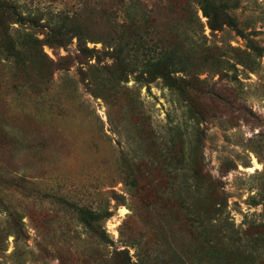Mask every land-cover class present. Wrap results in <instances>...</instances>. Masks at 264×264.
<instances>
[{"label": "rangeland", "instance_id": "rangeland-1", "mask_svg": "<svg viewBox=\"0 0 264 264\" xmlns=\"http://www.w3.org/2000/svg\"><path fill=\"white\" fill-rule=\"evenodd\" d=\"M13 1L41 23L66 13L99 32L122 3ZM133 1L152 9L155 30L168 37L171 25L186 32L189 3L205 25L193 0ZM231 14L244 37L226 27L210 33L206 25L188 37L203 41L210 55L236 62L229 72L234 76L202 70L198 78L205 85L183 96L159 82L140 86L132 77L112 87L111 60L81 58L75 39L64 49L38 46L31 64L25 52L21 60L0 61V264H114L113 251L124 249L120 230L151 254L163 226L167 240L191 255L196 242L177 198L195 180L203 196L189 199L213 240L226 223L241 232L263 220L262 204L254 202L264 195V0H242ZM16 27L13 37L22 32ZM249 41L263 50L260 57H253ZM245 54L254 58L253 69L238 64ZM204 88L216 95H204ZM187 104L198 120L188 119ZM184 160L196 176L185 175ZM222 194L225 216L209 224ZM73 206L108 208L113 215L102 227L112 243L87 234Z\"/></svg>", "mask_w": 264, "mask_h": 264}, {"label": "trees", "instance_id": "trees-1", "mask_svg": "<svg viewBox=\"0 0 264 264\" xmlns=\"http://www.w3.org/2000/svg\"><path fill=\"white\" fill-rule=\"evenodd\" d=\"M241 1L193 0V3L201 17L205 19V25L210 33L222 31L226 27L244 37L235 17L231 14L240 7ZM133 2L135 1L122 0L121 6L119 5V8L108 16L110 22L106 24V29L99 32L96 28L87 26L80 18L66 13H58L48 17L46 23H41L40 17L36 14L22 13L13 0H0L2 29L0 61L21 60L25 52L27 63L31 64L38 46L64 49L75 39L81 58L111 60V64L107 65V82L112 87L127 83L132 77L140 86L149 87L159 82L170 91L183 96L186 89L200 90L199 85H205V81L198 78L202 70L213 72L220 78L234 76L229 72L237 70L236 62L231 63L222 60V57L210 55V47L197 40L199 38L189 39L188 33L196 38L197 32L200 30L202 33L205 27L192 8V3L185 7L186 32L176 25H171L167 29L170 33L168 37L164 32L155 30L152 9L136 7ZM13 25L18 26L13 29L15 32L22 31L16 37L10 32ZM36 33L42 34L43 38H37ZM249 42L253 57H260L263 50ZM88 43L100 44L101 49L89 48ZM253 57L251 58V54H245L238 64L253 69L251 66L254 64ZM215 90L204 88L202 93L213 96L216 95ZM187 108L188 119L198 120L199 114L196 109L190 104H187ZM183 163L185 175L193 173L196 176L193 167L190 165L189 168L186 160ZM127 178V184L133 187L131 176ZM195 181L192 189L187 185L179 193L177 204L182 209L181 216L187 222L189 233L196 242V250L191 255H188L187 250L183 253L179 251L167 240L166 235L169 231L163 226V233L156 249L147 254L142 252L140 243L125 238L120 230L119 238L124 249L113 251L114 264H264V195L261 196L260 203L254 202V205L262 204V221L249 222L241 232L234 230L232 224L225 222L219 238L213 240L207 234L205 220L193 210L192 200L199 201L203 196L200 186ZM191 193L195 195L192 200L189 199ZM114 199L117 203L124 204V197L121 195H115ZM216 204L213 217L208 220L209 224L210 221L225 216L227 201L223 194L218 197ZM73 208L78 223L87 234L99 241L112 243L102 227V223L113 215L108 208L99 210L80 206ZM128 248L134 250L135 262L132 261Z\"/></svg>", "mask_w": 264, "mask_h": 264}]
</instances>
